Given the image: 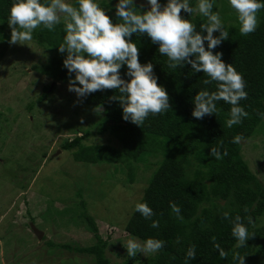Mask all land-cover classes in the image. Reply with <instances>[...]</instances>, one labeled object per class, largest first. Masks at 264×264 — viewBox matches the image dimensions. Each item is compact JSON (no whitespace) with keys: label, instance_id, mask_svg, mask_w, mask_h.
<instances>
[{"label":"trees","instance_id":"obj_1","mask_svg":"<svg viewBox=\"0 0 264 264\" xmlns=\"http://www.w3.org/2000/svg\"><path fill=\"white\" fill-rule=\"evenodd\" d=\"M113 2L117 0L99 3L101 7L109 8L106 14L116 23L119 21L114 15L115 8L111 7ZM166 2L160 0L162 5ZM12 3L13 0H0V35L2 33L1 38L6 42L10 40V34L4 29L9 27L7 18ZM72 3L76 6L75 0ZM190 4L195 7L196 0H190ZM226 4L223 2L225 10L230 11ZM136 6L142 11L149 10ZM181 15L191 19L197 31H200L201 23H206V18L197 13L190 17L182 10ZM230 18L238 22L236 16L231 15ZM258 21L256 31L246 36L240 34L239 25L223 22L229 37L213 50L214 53H222L223 61L232 64L246 82L248 96L240 101V105L249 115L232 128L225 126L231 106L224 101L217 102V113L199 120L193 118L192 99L200 90L215 91V82L205 85L206 74L192 72L190 65L170 69L167 57L159 54L158 45L153 44L146 34H133L132 41L139 48L140 63L153 64L158 84L167 91L168 111L150 114L138 126L122 119L120 102L111 99L120 95L114 89L98 90L79 98L87 110L95 111L99 106L103 111H97L101 116L97 122L89 124L92 127L80 130L72 140L63 141L61 150L70 151L75 163L88 165V169L89 166L110 167L115 174L126 173L129 183H132L136 165L147 162L152 156V159L161 157L140 200V203L146 202L153 209L155 215L152 220L159 221V226L152 228L151 220H146L134 210L124 229L128 236L141 242L149 237L166 242L160 252L150 254L143 264H238L237 254L245 256V264H264V185L242 155L244 142L255 135L264 120L260 115L264 113V9L259 11ZM63 27L64 22L61 21L54 31L42 27L34 31L33 41L50 52L51 57L45 64L34 66L33 70L55 83L69 84L70 77L63 65L66 53L58 51L65 35ZM203 34L206 35V32ZM218 35L219 32L214 34ZM126 72L127 67H122L121 77L128 80ZM51 87H46L40 103L53 90L50 91ZM237 134L243 137L240 144L232 143ZM211 147H219L222 153L226 150L227 155L215 160L210 155ZM88 169L83 170L84 174L88 173ZM81 200L84 211L81 219L85 227L94 231L97 243L73 247L50 241L45 248L48 251L63 249L86 255L92 258L94 264H110L106 255L108 241L99 237L98 224L88 214L82 197ZM170 202L179 206L182 220L171 211ZM225 212L229 213L227 219L223 215ZM238 215L251 235L246 247L242 248L235 247L236 240L231 235L232 222ZM248 217L253 223H249ZM216 243L226 252L224 258L214 247ZM190 245H195L196 258L186 260ZM137 261L139 257H129L127 264Z\"/></svg>","mask_w":264,"mask_h":264},{"label":"rangeland","instance_id":"obj_2","mask_svg":"<svg viewBox=\"0 0 264 264\" xmlns=\"http://www.w3.org/2000/svg\"><path fill=\"white\" fill-rule=\"evenodd\" d=\"M223 2L230 11L225 10ZM135 3L149 9L146 0H135ZM213 11H219L222 22L227 25L240 26L230 18L236 13L228 0H216ZM4 30L11 37V28ZM1 37L2 33L0 264H94L86 255L45 248L50 241L73 247L97 243L94 231L85 227L81 219L84 213L81 197L88 214L98 224L99 237L108 241L106 255L110 264H127L129 256L125 246L132 237L124 229L161 157L152 159V156L136 165L132 183L126 173L115 174L110 167L89 166L88 169V165L75 163L70 151L61 150L63 141L72 140L80 130L92 127L89 124L97 122L101 113L87 110L77 95L68 90L69 84L63 83H56L40 103L46 87L55 82L33 67L45 64L51 53L37 46L33 39L21 45L10 44ZM242 155L264 185V120L255 135L244 142ZM87 169L88 173L84 174L83 170ZM32 225L44 232L45 241L44 236L38 240ZM150 254L138 252L135 256L139 261L131 264H143Z\"/></svg>","mask_w":264,"mask_h":264},{"label":"clouds","instance_id":"obj_3","mask_svg":"<svg viewBox=\"0 0 264 264\" xmlns=\"http://www.w3.org/2000/svg\"><path fill=\"white\" fill-rule=\"evenodd\" d=\"M146 2L149 10L142 11L135 0H117L114 15L119 22L114 23L99 0H75L76 6L69 0H13L7 18L11 28L8 43L26 45L37 28L54 31L63 18L65 35L58 51L66 53L63 65L70 77L68 90L78 98H84L98 90L114 89L120 95L111 99L120 102L122 119L141 126L150 114H162L170 109L169 95L158 84L153 64L140 63L139 48L132 41L133 34H146L153 44L158 45L159 54L167 57L170 69L190 65L192 72L206 74L205 85L215 82V91L200 90L192 99L193 118L199 120L217 113V102L224 101L231 106L225 126L232 128L241 124L249 115L240 105V101L248 96L246 82L232 64L223 61L222 53L213 52L229 37L219 11H213L216 0H196L195 7L191 6L190 0H167L163 5L160 0ZM228 4L235 10L240 34L254 33L259 23L258 13L264 9V0H228ZM182 10L190 17L198 12L206 18V23L199 25L200 31L196 30L197 26L191 19L182 17ZM205 32L206 35L203 34ZM215 32L219 35L214 36ZM124 66L127 67L125 75L128 80L121 77L120 70ZM95 111L102 112L103 109L98 106ZM260 115L264 118V113ZM242 139L237 134L232 143L240 144ZM210 155L220 160L227 155V151L222 153L219 147H211ZM170 208L178 219H183L178 205L170 202ZM135 211L146 220H151L152 228L159 226V221L152 220L155 213L146 202L136 203ZM223 215L225 219L229 217L228 212ZM248 220L253 223L251 217ZM232 224L235 247H246V242L251 239L248 228L239 215ZM165 243L152 237L142 242L132 237L126 241L125 249L129 257L138 252L147 256L160 252ZM214 247L221 258L227 255L218 243ZM185 258H196L195 245L188 247ZM235 258L238 264H245V256L237 254Z\"/></svg>","mask_w":264,"mask_h":264},{"label":"water","instance_id":"obj_4","mask_svg":"<svg viewBox=\"0 0 264 264\" xmlns=\"http://www.w3.org/2000/svg\"><path fill=\"white\" fill-rule=\"evenodd\" d=\"M55 84H56V83H54V84L52 85V87L50 88V91L53 89V87H54ZM32 230H33L35 236L38 238V240L41 241V240L43 239L44 232H41V231H39L38 229H36V228L34 227V225H32Z\"/></svg>","mask_w":264,"mask_h":264}]
</instances>
